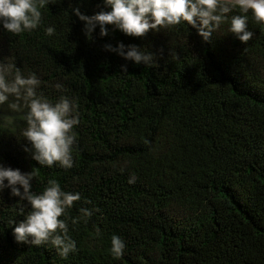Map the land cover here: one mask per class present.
<instances>
[{
	"label": "trees",
	"instance_id": "trees-1",
	"mask_svg": "<svg viewBox=\"0 0 264 264\" xmlns=\"http://www.w3.org/2000/svg\"><path fill=\"white\" fill-rule=\"evenodd\" d=\"M71 7L92 15L104 5L56 0L41 9L37 29L12 35L0 28V61L36 73L50 100L75 99L73 167L32 160L19 118L0 127V163L38 169L34 192L55 179L81 194L68 213L77 251L62 258L50 244L17 243L9 221L30 208L5 189L0 264H264V24L249 12L254 35L244 44L228 22L211 44L186 22L144 37L106 26L108 36L97 28L91 38ZM117 42L164 55L151 67L127 62L121 73L126 62L102 47ZM9 114L0 106V117ZM82 206L98 211L73 225ZM113 234L126 244L118 258L109 251Z\"/></svg>",
	"mask_w": 264,
	"mask_h": 264
},
{
	"label": "clouds",
	"instance_id": "clouds-1",
	"mask_svg": "<svg viewBox=\"0 0 264 264\" xmlns=\"http://www.w3.org/2000/svg\"><path fill=\"white\" fill-rule=\"evenodd\" d=\"M56 0H0V28L12 35L31 32L42 23V11L46 5ZM104 7L92 15L83 13L79 7H71V14L83 23L86 37L93 36L99 28L100 37L119 30L125 36L144 37L150 31L158 33L161 29L180 25L184 22L195 30L202 43L211 44L213 33L225 22L228 31L242 44L252 39L254 33L248 27L249 16L258 24H264V0H103ZM241 14H233L235 9ZM46 35H54V26L45 28ZM103 50L121 57L126 63L119 66L121 73L128 72V63L151 67L157 63L158 55L164 49L145 51L136 44L125 45L117 42L115 46L105 43ZM41 79L34 72L25 75L14 64L0 61V106L7 105L9 115L0 117V127L12 126L17 118L25 123L21 131L27 145L24 151L40 166L54 164L70 169L73 167V145L76 138L74 126L79 123L78 105L74 98L60 95L55 101L45 97L38 90ZM56 89L63 85L56 83ZM38 169L22 172L19 168L0 163V193L10 189V194L18 197V203L27 201L30 211L20 214L22 220H10L12 235L17 243L41 246L50 244L62 258L77 251V244L68 234L69 210L74 202L81 201L79 192H66L60 183L50 179L42 192L32 190V182ZM136 177L128 183H135ZM84 204L91 201L84 200ZM79 215L71 218L75 225L87 222L95 212L94 206L80 207ZM63 217V218H61ZM15 225L14 227H12ZM99 235V230H97ZM125 241L116 234L111 236L110 253L114 257L123 255Z\"/></svg>",
	"mask_w": 264,
	"mask_h": 264
}]
</instances>
